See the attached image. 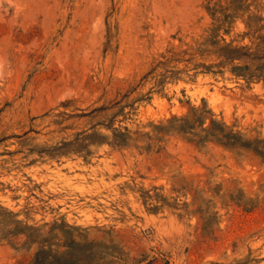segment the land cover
I'll return each instance as SVG.
<instances>
[{"label":"rangeland","instance_id":"rangeland-1","mask_svg":"<svg viewBox=\"0 0 264 264\" xmlns=\"http://www.w3.org/2000/svg\"><path fill=\"white\" fill-rule=\"evenodd\" d=\"M203 106L232 145L178 121ZM71 241L264 264V0H0V264Z\"/></svg>","mask_w":264,"mask_h":264},{"label":"trees","instance_id":"trees-1","mask_svg":"<svg viewBox=\"0 0 264 264\" xmlns=\"http://www.w3.org/2000/svg\"><path fill=\"white\" fill-rule=\"evenodd\" d=\"M229 45L218 50V56L222 59L221 64H230L234 61H241L244 59L243 55L240 53V49L242 48H231L229 49ZM250 62V61H249ZM252 64V63H251ZM234 69L239 70L240 67L236 66ZM212 116L209 110L206 109L205 106L200 108H192L188 115H186L182 119H178V121L183 122L185 124L191 123V129H197L204 125L206 119H209V126L205 129H202L205 132V136L203 137L205 140L210 138L211 140L218 142L224 146H230V140L235 139L236 134L232 133V131L225 132L226 127L223 123H217L216 121L210 119ZM217 127V128H215ZM70 231H76L78 228H74L68 226ZM81 237V236H80ZM72 247H68L63 252H59L58 249H40L33 257L30 264H96L90 259H81L80 257L73 255V251L75 249L81 250L82 245L80 243H76L71 241ZM92 247H97L98 244L91 242ZM72 249V250H71ZM90 258V257H89Z\"/></svg>","mask_w":264,"mask_h":264}]
</instances>
